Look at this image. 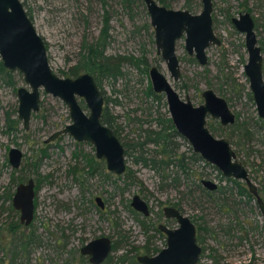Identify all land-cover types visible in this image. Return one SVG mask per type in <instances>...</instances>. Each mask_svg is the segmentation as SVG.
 Returning a JSON list of instances; mask_svg holds the SVG:
<instances>
[{
  "label": "rangeland",
  "instance_id": "rangeland-1",
  "mask_svg": "<svg viewBox=\"0 0 264 264\" xmlns=\"http://www.w3.org/2000/svg\"><path fill=\"white\" fill-rule=\"evenodd\" d=\"M20 1L44 39L50 66L58 76L65 77L78 64L85 42L103 36L107 19V56L145 58L149 68L157 65L180 96L190 97L194 105L203 103L201 94L206 89L225 98L239 117L238 124L222 128L218 121L209 120V127L217 138L231 140L264 199V120L251 100L244 74L248 61L245 37L230 20L238 18L244 7L249 8L258 22L260 46L264 48V0H213L214 29L222 45L208 49L209 62L203 67L188 55L185 37L178 40L179 82L173 80L157 53L143 0ZM165 1L173 10H186L188 2ZM194 1L199 7L193 13L198 14L201 3ZM121 71L117 79L100 82L105 109L114 117L121 138L130 145L128 172L121 177L107 171L90 143H78L70 135L48 142L72 122L68 106L58 98L42 92L40 110L32 114L25 130L18 119L17 90L29 87L18 72L12 76L14 85L10 78H0V264H87L80 250L100 237L112 239L115 247L104 264H139V256H154L166 246V239L153 227L173 224L163 216L162 210L168 206H179L194 220L203 249L199 264H264V219L255 199L241 196L233 183L202 161L190 164L189 177L177 169L173 171L178 174L159 176L140 162L141 149L136 142L158 131L160 117H171L165 100L147 96L151 83L142 68L128 60L121 64ZM80 104L85 106L83 100ZM9 126L14 131H9ZM173 141L180 146V153L191 155L187 141ZM11 148L23 154L19 169L9 163ZM154 150L150 145L147 159ZM73 169L79 172L74 174ZM29 179L35 183V217L25 227L12 199L17 186ZM202 180L216 183L218 192L203 193L199 188ZM135 195L149 204L150 217L131 208ZM97 197L104 200V210L95 202ZM28 236L33 241L25 244Z\"/></svg>",
  "mask_w": 264,
  "mask_h": 264
},
{
  "label": "water",
  "instance_id": "water-1",
  "mask_svg": "<svg viewBox=\"0 0 264 264\" xmlns=\"http://www.w3.org/2000/svg\"><path fill=\"white\" fill-rule=\"evenodd\" d=\"M150 23L154 29L156 45L174 80L180 78V64L176 55V43L184 35L185 48L190 55L196 56L201 66L208 62L206 50L211 45L220 46L221 41L213 32L212 0H201L202 11L194 15L189 11L170 10L160 6L155 0H144ZM235 28L245 36L248 62L244 67L249 88L255 101L258 115L264 120V74L261 49L258 47L254 32V22L249 13L240 14L233 19ZM0 59L9 71H18L28 85L18 89L19 119L29 128L33 112L40 109L41 93L51 95L63 101L69 108L72 124L54 134L50 141L62 134H70L76 141L89 142L95 146L98 159H104L107 168L115 175H122L126 169L124 149L111 129L100 122L104 97L95 78L84 73L76 78H61L52 70L48 49L42 36L37 32L20 0H0ZM152 91L165 95L168 110L177 131L192 145L195 153L201 154L206 162L216 166L225 178L244 182L249 192L256 198L264 219V201L259 196L257 186L250 179L248 170L238 160L237 154L226 138L216 139L206 128V118L211 115L219 119L223 126L233 125L235 115L229 109L225 99L219 98L213 90L203 93L205 104L194 107L190 99L180 100L168 79L152 67L149 72ZM83 99L90 110L86 115L78 99ZM9 161L18 169L22 153L11 149ZM203 184L210 190L217 185L211 181ZM34 182L20 185L13 197V207L21 212V222L30 225L34 216ZM103 208L101 198L96 199ZM132 207L148 216V206L138 196L132 201ZM168 217L176 218L180 228L174 231L162 228L168 236V247L155 257H140L142 264H197L201 248L196 243V228L189 218L175 209H167ZM112 251L111 240L107 237L86 244L81 253L90 256L91 264H102Z\"/></svg>",
  "mask_w": 264,
  "mask_h": 264
},
{
  "label": "trees",
  "instance_id": "trees-1",
  "mask_svg": "<svg viewBox=\"0 0 264 264\" xmlns=\"http://www.w3.org/2000/svg\"><path fill=\"white\" fill-rule=\"evenodd\" d=\"M158 1L162 5L167 6L165 0ZM187 8L190 9L191 5L188 4ZM30 19L32 18L30 17ZM105 22V28L102 33L103 36H101L98 40H95L94 42L84 43L85 46L83 47V55L81 60L76 66L70 69L69 73L66 74L65 77H77L79 74L87 72L95 76L97 82L101 84L100 82L104 78L117 79L118 77L122 76L121 64L128 60L131 63L133 61L139 69L142 68L143 73L147 75L148 63L145 58L125 59L109 57L106 55V48L108 46L107 29H109V21H107L106 19ZM105 33L106 36L104 37ZM13 74V72L8 71L4 67L2 61L0 60V78H10L9 83L14 85L12 80ZM146 94L148 97H152L155 100H163L162 96L153 93L151 86L147 88ZM107 116V113L103 115L104 123H106L110 128H112L115 134L119 136V131L115 128L116 123L114 117H112L113 119H110L109 116ZM156 128L158 131L152 132L147 136L144 135L145 137H141L142 140H140V138L135 144L136 147H139L141 149L139 156V160L141 158L140 162H142L146 167H151L153 170H156L158 174H160L161 171L164 172L165 168H168L170 163H176V166L179 168V170H183V173L188 176L187 172L189 166H187V164L185 163L186 156L185 154H179V146L174 144L173 141L174 139L179 138V135L175 131L171 119L160 117L157 121ZM8 130L14 131L12 126H9ZM150 145H153L155 150L153 152V156L147 159V156H145V154L150 155L147 154ZM194 159L197 160V157H194ZM229 182H232L237 186L236 188L238 189V192L241 196L252 199V196L249 194L247 189L243 187V185L236 181Z\"/></svg>",
  "mask_w": 264,
  "mask_h": 264
},
{
  "label": "flooded vegetation",
  "instance_id": "flooded-vegetation-1",
  "mask_svg": "<svg viewBox=\"0 0 264 264\" xmlns=\"http://www.w3.org/2000/svg\"><path fill=\"white\" fill-rule=\"evenodd\" d=\"M144 1V0H143ZM160 6H162V7H165V8H167V9H170V6H169V4L167 3V1H166V4H167V6H164V5H162L158 0H155ZM198 1V0H197ZM189 2V3H188ZM188 2L186 3V10H179V11H189L190 13H192V14H194V15H197L196 13H193V11L194 10H196L199 6L197 5V4H195V5H193V3L195 2L194 0H188ZM212 2H213V0H212ZM200 3H201V7H202V2H201V0H200ZM144 4H145V2H144ZM188 4H190L191 5V8L190 9H188L187 8V5ZM145 6H146V4H145ZM147 8V7H146ZM170 10H173V9H170ZM202 11V10H201ZM147 12H148V10H147ZM201 13V12H200ZM200 13H198V14H200ZM213 13H214V3H213ZM213 13H212V20H213ZM245 13H249L250 15H251V17H252V20H253V22H254V32H255V34H256V37H257V45H258V47H260V49H261V55H262V58H263V74H264V48H263V45H262V47L260 46L261 45V43H260V40H259V35H258V31H259V25H258V22H257V20L252 16V14H251V11H250V9L249 8H245L244 7V10L242 11V12H240V14H245ZM240 14H239V16H240ZM149 15V14H148ZM239 16H238V18H239ZM150 17V16H149ZM233 19H237V18H230V20H231V24L233 25V27L235 28V26H234V24H233ZM152 27V26H151ZM152 29H153V27H152ZM212 29H213V32H214V34L216 35V33H215V29H214V20H213V25H212ZM236 29V28H235ZM236 31L237 32H239L237 29H236ZM155 31H154V29H153V33H154ZM240 33V32H239ZM241 34V33H240ZM243 35V34H242ZM154 36H155V33H154ZM244 36V35H243ZM183 37H185V39H186V35H184ZM182 37V38H183ZM216 37L221 41V39L216 35ZM245 37V36H244ZM181 38V39H182ZM180 39V40H181ZM178 42V41H177ZM155 43H156V38H155ZM221 45H222V41H221ZM220 45V46H221ZM213 46H216V45H211L208 49H210L211 47H213ZM220 46H216V47H220ZM47 47V46H46ZM156 47H157V45H156ZM176 49H177V43H176ZM186 49V48H185ZM208 49L206 50V56H207V59H208V55H207V51H208ZM245 49H246V47H245ZM187 51V50H186ZM247 51V50H246ZM157 53H158V55H160V57H161V59L163 60V62L166 64V62L164 61V59H163V56H162V53L161 52H159L158 51V49H157ZM188 53V52H187ZM247 54H248V52H247ZM177 55V54H176ZM188 55L190 56V57H193L194 59V61L195 62H198L197 61V59H196V56H195V54L194 55H190L189 53H188ZM178 58V57H177ZM1 60V59H0ZM209 62V61H208ZM208 62H207V64L205 65V66H207L208 65ZM248 62V61H247ZM148 63V62H147ZM179 64H180V62H179ZM198 64H199V62H198ZM247 64V63H246ZM200 65V64H199ZM157 67L158 68V70L164 75V73L160 70V68L157 66V65H153V66H151L150 68L147 66V75H145L144 73V75L146 76V77H148L149 78V80H150V77H149V72H150V70H151V68L152 67ZM205 66H203V67H205ZM166 67H167V64H166ZM245 67V66H244ZM167 69H168V67H167ZM9 71V70H8ZM169 71V70H168ZM11 72H13L14 74L16 73V72H18V71H11ZM18 73H20V72H18ZM55 73V72H54ZM85 73H87V72H85ZM170 73V72H169ZM56 74V73H55ZM82 74H84V73H81V74H79V75H82ZM88 74H90V73H88ZM244 74H245V72H244ZM20 75H22L21 73H20ZM57 75V74H56ZM78 75V76H79ZM90 75H92V74H90ZM170 75H171V73H170ZM77 76V77H78ZM93 76V75H92ZM165 76V75H164ZM246 76V75H245ZM59 77H61V76H59ZM94 78H95V76H93ZM166 77V76H165ZM172 77V76H171ZM247 77V76H246ZM23 78H24V76H23ZM61 78H70V77H61ZM71 78H76V77H71ZM167 78V77H166ZM173 78V77H172ZM180 78H181V68H180ZM180 78L176 81V80H174V78H173V80L175 81V82H179L180 81ZM107 79H109V78H107ZM168 79V78H167ZM248 79V78H247ZM95 80H96V78H95ZM169 81V80H168ZM96 82H97V80H96ZM170 82V81H169ZM151 83V82H150ZM97 84H98V86H99V88H100V90H101V86H100V84L97 82ZM170 84H171V86H172V88L174 89V91L178 94V96H179V98H180V100H182L183 102H186L187 101V98H189L190 99V97H185L184 99L180 96V94H179V92L176 90V88L174 87V85L170 82ZM248 84H249V81H248ZM206 90H213V89H206ZM205 90V91H206ZM249 90H250V88H249ZM102 91V90H101ZM205 91H203L202 92V94H201V98L203 99V103L202 104H200V105H194L193 104V102L191 101V99H190V101H191V103L194 105V107H199V106H201V105H204L205 104V100H204V98H203V93L205 92ZM214 91V90H213ZM17 92H18V90H17ZM251 92V91H250ZM103 93V97H104V104H103V109H102V114H101V118H100V122H101V124L103 125V126H105V127H107V128H109V129H111L112 130V132L114 133V135L118 138V140H119V142H120V144L123 146V149H124V158H125V167H126V169H125V171H124V173L122 174V175H116V176H118V177H121V176H123V175H125V174H127V170H128V158L129 157H131V153H130V145L128 144V143H126L122 138H121V133H120V131H119V136L118 135H116L115 134V132H114V130L112 129V128H110L106 123H104V120H103V115L105 114V113H107V115L109 116V118L111 119L113 116H111L110 115V113L107 111V109H105V95H104V92H102ZM153 93H155V92H153ZM214 93L217 95V93L214 91ZM156 95H160V96H162L163 97V100H165L166 101V97H165V95H161V94H157V93H155ZM17 95H18V93H17ZM218 96V95H217ZM219 98H223V97H221V96H218ZM223 99H225V98H223ZM83 99H78V101H79V104H80V101H82ZM226 100V99H225ZM251 100L254 102V104H255V101H254V99H253V95H252V93H251ZM226 102L228 103V101L226 100ZM85 103V102H84ZM80 106L82 107V109H83V111L85 112V114L86 115H89L90 114V110L88 109V107L86 106V104H85V106H86V108H85V106H82L81 104H80ZM166 106H167V108H168V105H167V101H166ZM228 106H229V103H228ZM255 107H256V104H255ZM87 109V110H86ZM229 109L233 112V114L235 115V123L233 124V125H227V126H223L222 124H221V121L219 120V119H214L211 115H208L207 116V118H206V128L210 131V133L213 135V137H215L216 139H223V138H226V139H228L229 141H230V144H231V140L229 139V138H227V137H223V138H217L214 134H213V131L211 130V128L209 127V120H213V121H218L219 122V124H220V126L222 127V128H234L237 124H238V121H239V117L237 116V114H235V112L230 108V106H229ZM40 110V109H39ZM89 110V112H87ZM256 110H257V107H256ZM168 112H169V110H168ZM33 113H35V112H33ZM32 113V114H33ZM37 113V112H36ZM258 113V112H257ZM170 114V113H169ZM107 116V117H108ZM259 116V115H258ZM31 117H32V115H31ZM171 117V116H170ZM18 119H19V114H18ZM113 119V118H112ZM171 119V118H170ZM20 120V119H19ZM20 121H22V120H20ZM30 121H31V118H30ZM72 121V120H71ZM172 121V120H171ZM23 122V121H22ZM71 124H72V122H71ZM172 124H173V121H172ZM70 125V124H69ZM23 126H24V122H23ZM29 126H30V123H29ZM68 126V125H67ZM173 126H174V124H173ZM174 128H175V131L177 132V134L179 135V138H182L183 140H185V141H187L178 131H177V129H176V127L174 126ZM24 129L25 130H28V129H26L25 127H24ZM63 130V129H62ZM62 130H60V131H62ZM59 132V131H58ZM57 133V132H56ZM55 133V134H56ZM54 135V134H53ZM52 135V136H53ZM62 135H70V134H62ZM62 135H60V136H62ZM51 136V137H52ZM59 136V137H60ZM71 136V135H70ZM50 137V138H51ZM72 137V136H71ZM50 138L48 139V142H53V141H55V140H53V141H50ZM73 138V137H72ZM74 139V138H73ZM75 140V139H74ZM76 141V140H75ZM76 142H78V143H89V142H79V141H76ZM187 143L189 144V152L191 153V155L190 156H187L186 155V153H180V146H179V154H185V156H186V158H185V163L187 164V166H190V164H192V163H196V162H200V161H202V162H204V163H206L207 165H211V166H213L214 168H216L219 172H220V170L216 167V166H214V165H212V164H210V163H208V162H206V160L201 156V154H197V153H195V151H194V148L192 147V145L189 143V141H187ZM90 144H92V143H90ZM93 145V144H92ZM126 145V146H125ZM93 147H94V149H95V146L93 145ZM231 147L233 148V146H232V144H231ZM11 149H13V148H11ZM10 149V150H11ZM14 149H17V148H14ZM234 149V148H233ZM10 150H9V152H8V159H9V154H10ZM19 150V149H18ZM20 151V150H19ZM234 151H235V149H234ZM236 152V151H235ZM22 153V152H21ZM236 154H237V152H236ZM95 156H96V158H97V155H96V149H95ZM194 157H197V160L196 159H194ZM237 158H238V154H237ZM22 159H23V154H22ZM98 159V158H97ZM173 159V158H172ZM98 160H102V161H104L105 162V160L104 159H98ZM239 160V159H238ZM240 161V160H239ZM242 162V161H241ZM9 163H10V161H9ZM21 163H22V161H21ZM106 163V162H105ZM139 163V162H138ZM243 163V162H242ZM143 164V163H142ZM244 164V163H243ZM11 165V164H10ZM144 165V164H143ZM177 164L176 163H173V164H169V166H168V168H165V171L163 172V171H161V173L160 174H158L157 172H156V170H153L151 167H146L145 165V167L146 168H148V169H150L151 171H153V172H156L159 176H163V175H166L167 173L169 174H178V172L180 171L184 176H186V177H189L190 176V172H191V168L189 167L188 168V176L185 174V173H183V170H179V168L176 166ZM244 166H245V164H244ZM11 167H12V165H11ZM20 167H21V164H20ZM19 167V168H20ZM246 167V166H245ZM13 168V167H12ZM18 168V169H19ZM13 169H15V168H13ZM106 169H107V171L109 172V173H111V174H113V175H115L114 173H112V172H110L109 170H108V168H107V164H106ZM171 169H172V171H171ZM173 169H177V170H179L177 173H174V171H173ZM246 169H247V167H246ZM93 170V169H92ZM248 170V169H247ZM171 171V172H170ZM79 172V170H77V169H73V173L74 174H76V173H78ZM249 173V172H248ZM220 175L223 177V179L225 180H227L228 182L229 181H236V182H242V181H237V180H235V179H228V178H225L224 176H223V174L220 172ZM129 176V175H128ZM131 176V175H130ZM129 176V177H130ZM249 176H250V174H249ZM251 179V178H250ZM30 181H33L32 179H29L26 183H20L18 186H17V188L20 186V185H28V183L30 182ZM204 181H209V180H202L201 181V185H199V188L201 189V191L203 192V193H205V194H209L210 192L211 193H215V192H218V190H219V186L217 185V189L216 190H210V189H208L207 187H205V185L203 184V182ZM34 182V181H33ZM212 182V181H211ZM253 182V181H252ZM214 183V182H213ZM232 183V182H231ZM244 185H243V187H247V185L244 183V182H242ZM235 185V184H234ZM242 185V184H241ZM236 186V185H235ZM237 187V186H236ZM235 187V188H236ZM17 188H16V191H17ZM258 188V187H257ZM247 189V191L249 192V189H248V187L246 188ZM34 191H35V194H36V190H35V183H34ZM258 193H259V196L262 198V200L264 201V199H263V197H262V192H261V190H259V188H258ZM15 194H16V192H15ZM14 194V195H15ZM249 194L252 196V199H255L256 200V198L249 192ZM135 196H138L142 201H144L146 204H147V206H148V211H149V215L148 216H146V215H144L142 212H140V211H137L134 207H132V201H133V198L135 197ZM133 198H132V200H131V203H130V206H131V208L135 211V212H137V213H139V214H142L143 215V217H145V218H148V217H150L151 216V209H150V206H149V204L145 201V200H143L142 199V197L141 196H139V195H135ZM14 197V196H13ZM97 198H100V197H97ZM96 198V199H97ZM35 199V198H34ZM102 199V198H101ZM95 202H96V200H95ZM102 202H103V205H104V207L103 208H101L100 207V209L101 210H104L105 208H106V205H105V202H104V200L102 199ZM97 203V202H96ZM256 203H257V200H256ZM98 205V204H97ZM12 206H13V199H12ZM99 206V205H98ZM14 208V207H13ZM15 209V208H14ZM167 209H175L176 211H179V213L182 215V216H184V217H186V218H189L190 219V221L195 225V223H194V220H192L189 216H187L186 214H184L183 213V211L179 208V206H168V207H165L163 210H162V212H163V216H164V218L165 219H167V220H171V221H173V224L172 225H168V224H164V223H159L158 224V226L157 227H153L154 228V230L156 231V232H158V234H160V235H162V237L163 238H165L166 239V246L163 248V249H160V250H158L157 251V253L154 255V256H148V255H141V256H139L138 258H137V261H138V259L140 258V257H144V256H147V257H155V256H157V255H159L163 250H165L167 247H168V236H167V234L163 231V229L162 228H165V229H167V230H170V231H174V230H177V229H179L180 228V224H179V222H178V220L176 219V218H173V217H168L167 216V214H166V210ZM16 210V209H15ZM17 212H19V216H20V220H19V222H20V224L21 225H23V226H25V227H28V226H30L32 223H33V221H34V217H35V204H34V216H33V220H32V222L30 223V225H28V226H26L25 224H22V222H21V212L20 211H18V210H16ZM195 228H196V243H197V245L201 248V255H200V258H199V261H198V263L197 264H199V262H200V259H201V256H202V253H203V249H202V247L199 245V240H201V239H198V230H197V227H196V225H195ZM100 238H102V237H100ZM108 238V237H107ZM32 239V240H31ZM99 239V238H98ZM110 239V238H109ZM94 240H96V239H94ZM94 240H91L90 242H92V241H94ZM111 240V243H112V251H111V253H110V255L108 256V258L105 260V262L104 263H107L108 261H109V259H110V257H111V255H112V253L115 251V247H114V243H113V241H112V239H110ZM33 241V237H31V236H28L27 238H26V243L25 244H29V243H31ZM90 242H88V243H90ZM87 243V244H88ZM86 245V244H85ZM82 250V249H81ZM81 250H80V253H81ZM1 251V250H0ZM148 253H149V251H148ZM81 255L82 256H84L82 253H81ZM85 258H87V260H88V262H87V264H91L90 263V256H84ZM139 262V261H138ZM104 263H102V264H104ZM139 264H142V263H140L139 262Z\"/></svg>",
  "mask_w": 264,
  "mask_h": 264
}]
</instances>
